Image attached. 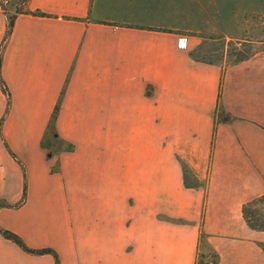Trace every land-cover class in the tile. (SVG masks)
Segmentation results:
<instances>
[{
	"label": "crops",
	"instance_id": "crops-1",
	"mask_svg": "<svg viewBox=\"0 0 264 264\" xmlns=\"http://www.w3.org/2000/svg\"><path fill=\"white\" fill-rule=\"evenodd\" d=\"M217 2L28 0L1 49L15 10L0 0L2 229L61 264H196L201 244L215 264H264V231L242 214L264 195V49L230 66L195 60L203 38L241 35L222 18L231 0ZM57 105L75 150L51 158ZM183 166L201 187L185 186ZM0 264L55 258L0 233Z\"/></svg>",
	"mask_w": 264,
	"mask_h": 264
},
{
	"label": "rangeland",
	"instance_id": "rangeland-1",
	"mask_svg": "<svg viewBox=\"0 0 264 264\" xmlns=\"http://www.w3.org/2000/svg\"><path fill=\"white\" fill-rule=\"evenodd\" d=\"M222 1L223 0H218L217 3H219V5H222V10H224L223 9L224 4ZM231 3L232 4H230L231 6L229 5L230 6L229 8L232 7L234 13L231 14L229 10L227 12H223L222 18L224 17L223 19H225L226 22L228 23L229 20L231 21L234 18H236L237 23L242 22L243 27H242L241 35L238 36V38H224V37H214V36H208L210 38H203V41L199 45V47L195 48L193 51L196 57L205 61L220 62L229 65L236 59V55L239 54L240 52H243L245 55L252 56L255 53L264 49V0H231ZM6 5L8 6L9 9L12 10H15L16 8L15 7L16 2L14 0L9 1ZM211 7L212 4L208 2L207 9L210 10ZM211 23H209V25ZM227 27L228 26L226 27L221 26L219 30L223 28L225 31H227V29H229ZM232 54H236V55L233 56ZM223 115H224L223 113L219 112L217 115V121L220 122ZM42 146L50 154L51 158L59 157L64 152H72L75 150L74 144L61 138V135L59 134L57 127L55 128V130H51V129L48 130L47 128V132L43 139ZM21 167L24 168L25 170L24 165H21ZM51 171L52 173H60L61 165L59 160L54 162ZM192 175L194 176L193 172ZM134 194L135 193H131V200H135ZM259 198H256L255 200ZM20 200H22V198ZM255 200L249 201L246 204L253 202ZM246 204H244L243 207ZM255 208H257L256 211L259 212L258 216L264 215V201L257 203ZM251 218L253 219V217ZM261 218L264 224V216H262ZM255 231H264V226H258V229ZM203 239L204 238H202V240ZM200 247H201V251L199 250L198 252L196 264H215V261H213L212 258H214L216 255L210 252L208 253H206L205 251L203 252L202 244ZM262 248L264 250V244Z\"/></svg>",
	"mask_w": 264,
	"mask_h": 264
},
{
	"label": "trees",
	"instance_id": "trees-1",
	"mask_svg": "<svg viewBox=\"0 0 264 264\" xmlns=\"http://www.w3.org/2000/svg\"><path fill=\"white\" fill-rule=\"evenodd\" d=\"M5 1L6 0H2V5H3L4 9L6 10L7 5L4 3ZM7 1L9 2L11 0H7ZM14 1L16 2V6H15L16 8H15L14 13H8V16H7V32H6V36L3 40V43L1 45V49L4 47V45L8 39V36L11 34V32L13 30L17 15L27 13L24 9L23 4L28 2V0H14ZM31 14H33L35 16H42V17L47 16L46 14L41 13L39 11L32 12ZM232 55L235 56L236 54H232ZM191 56L195 60L205 62V63H210V64L220 63V62H210V61L202 60V59L196 57L194 53H192ZM249 57L250 56L245 55L243 52H240L239 54L236 55V59L227 66L238 64L242 61L247 60ZM1 64H2V56L0 53V71H1ZM0 85H1V89L4 93V95L7 98V109L5 112V114H7L9 112V109H10L11 94L9 92L7 85L5 84L4 80L2 79L1 74H0ZM59 111H60V108L57 105L53 111L50 123L48 125V130L49 129L55 130ZM3 122H4V117L0 121V135H1V137H2V124H3ZM5 145H6L7 149L9 150V147H8L6 142H5ZM9 152L11 153V155L15 159L17 158L10 150H9ZM23 172H24L23 197H22L21 202L19 204L15 205V207L22 205L26 199V196H27L28 183H27V174H26V171L24 170V168H23ZM183 174H184L183 175L184 176V184L187 188H198V187L202 186V183L195 176L192 175V172L189 170L188 167L183 166ZM261 201H264V196H262L261 198L255 200L253 202L246 204L243 207V211H242L243 216H244L247 224L249 225L250 228H252L254 230H257L258 226H264L262 218H261L264 215L258 216L259 212L256 211L257 208H255L256 204L260 203ZM3 207H9V205L5 204L4 202H0V208H3ZM251 217H253V219ZM0 233L3 235V237L5 239L15 243L17 246H19L27 254H30V255H52L55 258V264H61L60 256L54 249H52V248H41V249L30 248L18 234L14 233L10 230L2 229L1 227H0Z\"/></svg>",
	"mask_w": 264,
	"mask_h": 264
},
{
	"label": "built area",
	"instance_id": "built-area-1",
	"mask_svg": "<svg viewBox=\"0 0 264 264\" xmlns=\"http://www.w3.org/2000/svg\"><path fill=\"white\" fill-rule=\"evenodd\" d=\"M184 40H186V39H183V38H182V39H180V42H183ZM186 44H187V43H186Z\"/></svg>",
	"mask_w": 264,
	"mask_h": 264
}]
</instances>
